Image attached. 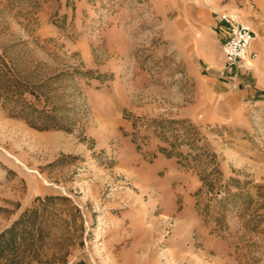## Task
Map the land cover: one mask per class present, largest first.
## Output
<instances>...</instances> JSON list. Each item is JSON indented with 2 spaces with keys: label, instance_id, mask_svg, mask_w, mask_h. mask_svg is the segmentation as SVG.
Returning a JSON list of instances; mask_svg holds the SVG:
<instances>
[{
  "label": "rangeland",
  "instance_id": "rangeland-1",
  "mask_svg": "<svg viewBox=\"0 0 264 264\" xmlns=\"http://www.w3.org/2000/svg\"><path fill=\"white\" fill-rule=\"evenodd\" d=\"M222 1L0 0V264H264V0Z\"/></svg>",
  "mask_w": 264,
  "mask_h": 264
},
{
  "label": "built area",
  "instance_id": "built-area-1",
  "mask_svg": "<svg viewBox=\"0 0 264 264\" xmlns=\"http://www.w3.org/2000/svg\"><path fill=\"white\" fill-rule=\"evenodd\" d=\"M226 26V38L222 49L230 65H237L250 57V46L255 39V32L250 25L242 21L238 12L224 10L220 14Z\"/></svg>",
  "mask_w": 264,
  "mask_h": 264
},
{
  "label": "crops",
  "instance_id": "crops-1",
  "mask_svg": "<svg viewBox=\"0 0 264 264\" xmlns=\"http://www.w3.org/2000/svg\"><path fill=\"white\" fill-rule=\"evenodd\" d=\"M202 2H205L206 3V5H210V6H208V8L209 9H215V8H217L218 6L217 5H219V4H221L223 1L222 0H201ZM223 9H224V7H222ZM218 9V10H215V13H218V11H222L223 9ZM213 15V11H212V13H211V17H213L212 16ZM217 17H215V20H214V22H215V24L217 25L218 24V21H217ZM222 24L224 25V27H225V29H226V26H225V24L222 22ZM216 28H217V26H215ZM220 28H222V26H220ZM218 33V32H217ZM218 35H219V33H218Z\"/></svg>",
  "mask_w": 264,
  "mask_h": 264
},
{
  "label": "trees",
  "instance_id": "trees-1",
  "mask_svg": "<svg viewBox=\"0 0 264 264\" xmlns=\"http://www.w3.org/2000/svg\"><path fill=\"white\" fill-rule=\"evenodd\" d=\"M7 85L5 84V83H2L1 85H0V91H6L5 93H7L8 91H7V87H6ZM10 91V90H9Z\"/></svg>",
  "mask_w": 264,
  "mask_h": 264
},
{
  "label": "bare ground",
  "instance_id": "bare-ground-1",
  "mask_svg": "<svg viewBox=\"0 0 264 264\" xmlns=\"http://www.w3.org/2000/svg\"><path fill=\"white\" fill-rule=\"evenodd\" d=\"M100 231H101V230H100ZM100 231H99V232L97 233V235H96V238H95L96 241L102 239V237H103L102 232H100Z\"/></svg>",
  "mask_w": 264,
  "mask_h": 264
}]
</instances>
